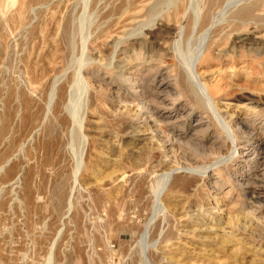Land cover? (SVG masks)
<instances>
[{"label": "rangeland", "instance_id": "obj_1", "mask_svg": "<svg viewBox=\"0 0 264 264\" xmlns=\"http://www.w3.org/2000/svg\"><path fill=\"white\" fill-rule=\"evenodd\" d=\"M173 4L0 0V264H142L144 254L151 264H264V118L247 121L243 109L264 113V73L256 72L264 47L246 76L238 71L251 41L234 36L246 26L241 17L207 21L213 44L201 69H213L207 85H226L212 98L244 150L220 161L231 141L196 99L201 92L188 91L176 52L188 59L207 23L167 18ZM253 24L263 34L264 20ZM174 75L175 101L167 94ZM144 116L163 123L126 135L128 121L142 126ZM150 138L164 145L154 139L146 152ZM193 212L213 228L201 229L207 222Z\"/></svg>", "mask_w": 264, "mask_h": 264}, {"label": "bare ground", "instance_id": "obj_2", "mask_svg": "<svg viewBox=\"0 0 264 264\" xmlns=\"http://www.w3.org/2000/svg\"><path fill=\"white\" fill-rule=\"evenodd\" d=\"M171 2H174L175 4H173V6H175V9H174V11L172 12V13H170V14H168V16H167V18H170L171 17V19L173 18L177 23L178 22H181L182 20H186V21H188V23H189V20L191 19L192 20V23H193V25L194 24H198V21L200 20L201 22H204V23H207V25H206V27H205V34H203V37L201 38V40H200V42H199V44L197 43V49H196V51L194 52H192V53H190L189 54V57H188V59L187 58H185V56L183 55V54H181V51L179 52V49H178V47H177V49L175 48V46H174V49H176V52H177V54H178V56L180 55L181 56V58L179 57V59H180V64L182 65V68H183V70L185 71V75H186V77H188V80L186 81L187 83H188V81H189V84L188 85H186V87L188 88V91L189 92H201V95H196V99L200 102V103H202L203 105L202 106H208V108H209V110L212 112V114H213V116H214V118H217L218 120H219V122L218 121H216V122H218L219 124L218 125H221V127H222V132L223 133H225L226 134V136L230 139V141H231V144H232V146H231V149H230V153H229V155H227V157H225V158H223V159H221L220 161H225V160H228V159H234L235 157H238V156H240V154L241 153H243L244 152V150L243 149H240V147H238V145L239 144H237V141H235V139L233 138V136L231 135V129H230V127H231V125H230V123H231V120H227L226 119V117L223 115V114H221V107L219 108L218 106H217V104L214 102V99L212 98V94L214 93H217V92H219V91H221L222 89H223V86L224 85H222V83L220 84V83H218V81H217V83L216 84H214L213 86H211V85H207V82H206V80H205V75L206 74H209L208 72L209 71H212V70H208V69H201L202 68V61L204 62L205 60L207 61L209 58H210V55H208L209 53H207V51H208V49H209V47L213 44V42H212V44H210L209 46L207 45L208 43V41L210 40L209 39V32H210V27H211V22H210V20H209V23L207 22L208 21V19H210V16L212 17L213 16V14H217V13H220L221 15H223V14H225V13H227V12H231V13H234V14H236V16H238V17H241V23L243 24V25H246V26H240V27H242L241 29V31H240V33L239 34H237V35H235L234 34V36H236V40H243V39H245V40H247L248 41V39H249V41H251V42H249L250 43V46H247V49H246V52L244 53H241V54H243V55H241V56H243L242 58V63H243V65L241 66L242 68H240L239 70L240 71H238V72H242L244 75H249V71H250V67H252L253 69L254 68H256V67H254L255 66V64L257 63V60H258V58H256L257 57V55L259 54V52L257 51L258 49L257 48H260V47H262V45H263V47H264V32L263 31H261V32H263V34H260V26H259V28L257 27V26H255L253 23H255V24H258V22L260 21V20H264V0H171ZM190 4L189 6H191V11L192 12H188L187 11V4ZM22 7V6H21ZM122 7V8H121ZM120 7V12H121V14H126V15H128V8L127 7H123V6H121ZM130 7L131 6H129V9H130ZM20 8V7H19ZM127 8V9H126ZM132 8V7H131ZM135 8H133V10H134ZM141 10V9H140ZM140 10H139V12H138V14H140L141 12H140ZM21 11H23L22 9H21ZM130 13V12H129ZM21 14H22V12H21ZM134 14H137L136 12L134 13ZM181 14V15H180ZM21 16V15H20ZM184 18V19H183ZM245 18H250L251 20H247V22L246 21H243V20H245ZM133 21V20H132ZM131 21V22H132ZM243 21V22H242ZM191 22V21H190ZM184 24V23H183ZM181 25V23H180V29L181 30H183V28H184V25ZM187 24V23H186ZM238 24H239V22H238ZM250 24H252L253 26H250ZM263 24V23H262ZM188 25V24H187ZM192 25V24H191ZM84 28V27H83ZM82 28V29H83ZM196 29V28H195ZM180 30V31H181ZM239 31V30H238ZM211 33V32H210ZM234 33H235V31H234ZM237 33V32H236ZM83 34V33H82ZM232 34V33H231ZM68 34H66L65 33V35H64V38H66L67 39V36ZM113 35V34H112ZM230 36V35H229ZM207 37H208V41L207 42H205L206 41V39H207ZM180 38V37H179ZM187 38H189V37H187ZM190 39V38H189ZM212 39V38H211ZM199 40V39H198ZM214 40V39H213ZM235 40V41H236ZM82 41V40H81ZM181 42V41H180ZM237 42V41H236ZM86 43V42H85ZM188 43V42H187ZM190 43V42H189ZM211 43V42H210ZM182 44V43H181ZM176 45V44H175ZM246 45H248V44H246ZM187 46V45H186ZM244 46V45H243ZM253 46H255V47H253ZM259 46V47H258ZM214 47V46H213ZM245 48V47H244ZM173 49V50H174ZM210 50V49H209ZM242 50V49H241ZM189 51V50H188ZM260 51V50H259ZM210 52V51H209ZM264 52V51H263ZM188 53V52H187ZM174 54H175V50H174ZM187 55V54H186ZM211 55H213V54H211ZM215 57V56H214ZM213 57V58H214ZM143 58V57H142ZM176 59V58H175ZM212 59V58H211ZM257 59V60H256ZM260 61H261V59H259ZM258 60V61H259ZM210 61V60H209ZM82 62V61H81ZM255 62V63H254ZM176 63V62H175ZM205 63V62H204ZM259 63H261V62H259ZM258 63V64H259ZM257 64V65H258ZM260 66H261V68H262V64H259V70H257L256 72H257V74L259 73V75L261 74H263L264 73V71H261L260 72ZM82 67V66H81ZM180 67V66H179ZM258 67V66H257ZM251 68V69H252ZM227 69V68H226ZM179 70H180V68H179ZM179 70L178 71H176L177 73L179 72ZM207 70H208V72H207ZM229 70V69H228ZM232 70V69H231ZM262 70H263V68H262ZM254 71V70H253ZM79 72V71H78ZM174 72V71H173ZM213 72V71H212ZM177 73H175V74H177ZM253 73V72H252ZM80 74V73H79ZM123 74V73H122ZM174 74V73H173ZM255 74V73H254ZM82 75V74H81ZM260 75V76H261ZM83 76V75H82ZM170 76H172L171 74L169 75V77ZM172 79L174 80L173 81V85L171 84V89H169L168 90V92H167V94H169L170 96H171V98H172V100L173 101H175L176 100V97H175V93H178L179 92V85H180V83L178 82L180 79H178L177 80V78L175 77V75H174V77H172ZM171 80V79H170ZM187 83H185V84H187ZM160 84V83H159ZM162 85H165L166 84V82H163L162 81V83H161ZM226 84V83H225ZM249 84V83H248ZM158 85V84H157ZM81 86V85H80ZM165 86H169V84H166ZM224 87H226V85L224 86ZM80 88V87H79ZM162 88V87H161ZM54 90V89H53ZM181 91V90H180ZM253 92V91H252ZM82 93V92H81ZM242 93V92H241ZM254 95V94H253ZM51 96H52V94H51ZM257 96V95H256ZM72 99V98H71ZM247 99L248 100H250L249 102L250 103H252L251 101L253 100V97H251V95L250 94H248V96H247ZM80 100H81V98H80ZM204 100V101H203ZM81 102V101H80ZM79 102V103H80ZM76 103H78V101L76 102ZM145 104V103H144ZM156 104V103H155ZM163 104V103H162ZM172 104H174V102L172 103ZM192 105V104H191ZM162 106V108H163V111H164V113H169V112H171V109H172V107H167V104H164V105H161ZM77 107V106H76ZM190 107H192V108H194L195 106L194 105H192V106H190ZM234 107H235V109H234V112L233 113H235V111H237L238 112V115H240L239 113H240V110H237V108L236 107H239V105H237V104H234ZM78 108V107H77ZM129 108V107H128ZM227 108V107H226ZM228 109V108H227ZM243 109L245 110V111H247V113H246V115L244 116L245 118H246V120L247 121H255V120H257V119H261V117L263 116V118H264V113L263 112H259L255 107H253V106H251V105H249V104H244V106H243ZM232 110H233V108H232ZM73 111H74V109H73ZM129 111V110H128ZM75 112L77 113V111L75 110ZM209 112V111H208ZM163 113V112H162ZM204 113H206V112H204ZM74 115V114H73ZM72 116V115H71ZM139 116V115H138ZM140 118H142V117H140ZM146 118H148V117H146ZM146 118H145V116L142 118V123L144 124H142V126L140 125V121H137V122H134L135 121V118L134 119H131L130 121H128V123H129V126H128V129L129 128H131V130H126V135H129V133H132L133 135H139V134H141L142 132H143V129H147V130H149L150 132L151 131H154L155 130V128H153V126H157V123L158 122H162L163 123V121L162 120H160V119H158L157 117H155L157 120H155L154 119V121L153 120H151L150 119V124H147L148 122H146V121H144V120H146ZM241 118V117H240ZM74 120V119H73ZM156 121H158V122H156ZM77 122V121H76ZM165 122V121H164ZM133 123H135V124H133ZM145 124H147V126L145 125ZM237 125V124H236ZM251 126V125H250ZM141 127H144L143 129L141 128ZM206 127V126H205ZM158 128V127H157ZM156 128V131L158 130ZM249 129V128H248ZM157 133V132H156ZM253 133V132H252ZM153 134V133H152ZM132 136V135H131ZM72 137V136H71ZM85 137H86V135L85 134H83V131L82 132H80L79 133V138L81 139V138H83V140L85 141ZM169 138V137H168ZM179 138V137H178ZM178 138H173L175 141L176 140H178ZM139 139V138H138ZM155 140H158L160 143H162L163 145H164V142L162 141V139L160 138V139H156V138H154ZM154 139H152V138H150V139H146V141L144 142V145H143V149L144 148H146V150L147 149H152L153 148V140ZM257 139V138H256ZM173 140V141H174ZM182 140V139H181ZM81 141V140H80ZM170 141V140H169ZM54 142V141H53ZM72 143V142H71ZM257 143L258 144H263V141H261L260 142V140H258L257 141ZM160 145V146H162L163 147V145ZM121 146V145H120ZM245 146V145H244ZM243 146V147H244ZM134 146L133 145H131V146H129V148L130 149H132ZM141 147H142V145H141ZM138 148V147H137ZM260 148L261 149H263V146L262 145H260ZM135 149V148H134ZM245 149V148H244ZM137 150V149H136ZM128 151V150H127ZM149 150H147L146 152H148ZM261 151H263V150H261ZM129 152V151H128ZM133 152H135V151H133ZM164 152V151H163ZM241 152V153H240ZM252 152V151H251ZM121 153V152H120ZM131 153V152H130ZM221 153V152H220ZM259 153H261V152H257V155L259 154ZM107 154V153H106ZM123 154V153H122ZM135 154V153H134ZM224 154V153H223ZM247 154V153H246ZM119 155H121V154H119ZM226 155V154H225ZM118 156V155H117ZM116 156V157H117ZM120 157V156H119ZM224 157V156H223ZM242 157V156H241ZM250 157V156H249ZM245 158H247V157H245ZM118 159V158H117ZM120 159V158H119ZM255 159V158H254ZM139 160V159H138ZM127 161V160H126ZM219 161V162H220ZM119 163H122L121 161H119ZM84 160H81V158H80V161L78 162V166H77V169L75 170V180H74V182L75 183H77V184H79V177H80V175H79V170L82 168V167H84ZM135 164V163H134ZM133 164V166H136V165H134ZM92 165V164H91ZM104 165V164H103ZM214 165V164H213ZM171 166V165H170ZM139 167V166H138ZM85 168V167H84ZM91 168V167H90ZM97 168V167H96ZM99 168V167H98ZM97 168V169H98ZM136 168V167H135ZM198 168V167H197ZM115 169V168H114ZM113 169V170H114ZM139 169V168H138ZM175 169V168H174ZM207 167H205V168H202V171H201V174H205V172L207 171ZM116 171H117V168H116ZM115 171V172H116ZM91 172H93V171H91ZM160 172V171H159ZM200 172V171H199ZM108 173H109V171H108ZM141 173V172H140ZM167 173V172H166ZM169 173H171L172 174V172H168V175H169ZM112 174H113V171H112ZM170 174V175H171ZM169 175V176H170ZM105 176V175H104ZM167 176V175H166ZM168 176V177H169ZM123 179V178H122ZM166 180H167V177H166ZM101 182V181H100ZM166 183V182H165ZM168 184V183H167ZM88 185V184H87ZM164 187H165V184L163 185ZM166 187H167V185H166ZM160 189V188H159ZM165 189V188H164ZM257 189V188H256ZM163 192V191H162ZM256 192V191H255ZM158 194H160V193H158ZM157 194V195H158ZM262 194V192H259V191H257V196L255 195L254 196V198H260V195ZM161 195V194H160ZM160 195H158V196H160ZM171 197V196H170ZM262 198V197H261ZM158 199H159V201H160V197H158ZM160 204H162L163 205V207H165L164 206V203H160ZM170 204V203H169ZM167 206V205H166ZM170 207V206H169ZM191 207V206H190ZM201 209V208H200ZM163 210V209H162ZM216 210H217V212L218 213H221V212H223V209H220L219 207H217L216 208ZM208 211V210H207ZM201 212V211H200ZM203 213H204V211H203ZM208 213V212H207ZM191 215V214H190ZM202 216H203V214H201ZM204 215H205V213H204ZM191 216H195L197 219L196 220H201L202 222H205V220L203 219V217H201L200 215H199V213L198 212H193L192 213V215ZM206 216H207V214H206ZM249 216V215H248ZM238 217V216H237ZM252 217V216H251ZM33 218V217H32ZM218 218L219 219H222L221 218V216L219 215L218 216ZM121 219V218H120ZM218 219V220H219ZM32 222H33V219L31 220ZM195 221V220H194ZM206 222H207V220H206ZM213 222V221H212ZM194 223H196V221L194 222ZM209 223H211V222H207L206 223V226H203V223H202V226L203 227H201V229H203V230H211L212 228H213V226L212 225H208ZM249 223V222H248ZM199 224H201V223H199ZM256 224V223H255ZM205 225V224H204ZM214 225V224H213ZM226 225V224H225ZM257 226V225H256ZM264 226V225H263ZM196 227V226H195ZM197 228V227H196ZM200 228V227H199ZM37 232H38V230H37ZM260 232V231H259ZM36 234V233H35ZM40 235V234H39ZM144 235V234H143ZM199 236H201V235H199ZM221 236V235H220ZM220 238H222V237H220ZM140 240H142L141 238H140ZM144 240H146V238L144 239ZM221 240V239H220ZM219 240V238H218V241H220ZM227 240H229V239H227ZM221 243V242H220ZM251 243V242H250ZM53 244V243H52ZM55 244V243H54ZM53 244V245H54ZM141 244V243H140ZM156 244V243H155ZM82 245V244H81ZM222 246V245H221ZM53 247V246H52ZM52 247H50V248H52ZM142 250L143 251H145V252H147V249L145 250V249H143L142 248ZM212 250V249H211ZM144 253V252H143ZM142 253V254H143ZM37 254V253H36ZM51 256L52 255H50V256H48V257H50L51 258ZM47 258V257H46ZM49 259V258H48ZM47 259V260H48ZM29 260V259H28ZM46 261V260H45ZM49 261V260H48ZM49 262H51V259H50V261ZM142 264H151V263H149V260H148V257L144 254V257L142 258V262H141ZM218 263V262H217ZM46 264V263H45ZM48 264H50V263H48ZM211 264V263H210Z\"/></svg>", "mask_w": 264, "mask_h": 264}]
</instances>
